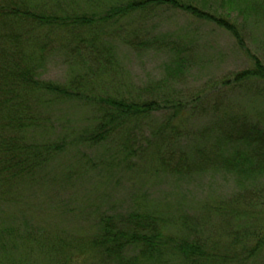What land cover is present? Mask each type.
I'll return each mask as SVG.
<instances>
[{"label": "rangeland", "instance_id": "obj_1", "mask_svg": "<svg viewBox=\"0 0 264 264\" xmlns=\"http://www.w3.org/2000/svg\"><path fill=\"white\" fill-rule=\"evenodd\" d=\"M61 1L68 15L93 19L91 25H79L76 31L84 43L97 37L104 50L94 58L101 52L94 53L88 44L76 58L66 39L55 43L43 78L64 83L79 73L87 77L86 84L91 80L90 89L103 98L137 103L171 100L189 110L199 99L204 98L203 103L221 100L220 94L211 96L217 93L213 88L251 67L250 54L264 63V0L232 5L227 0L205 1V8L214 13L231 9V17L237 15L246 50L230 32L181 9L154 5L110 17L111 9L129 0ZM255 90H260L259 95L252 93ZM253 91L246 93L237 86L225 98L264 123V85H256ZM96 105L64 99L48 108L47 115L52 116L40 134L52 143L64 140L67 146L37 173L33 184L16 188V200L4 204L0 222L9 227L17 222L19 231L32 235L31 240L47 251L57 238L77 242L86 237L103 215L128 224L130 213L147 214L174 240L196 241L216 254L213 264H233L229 246L240 245L261 219L227 216L220 210L249 207L257 211L264 202V180L243 183L236 172L205 162L222 131L204 134L211 117L193 114L187 123L175 124L173 132L167 123L172 116L174 124L177 116L168 107L140 116L141 121H128L125 132L90 142L97 126ZM163 123L164 130L159 131ZM83 135L89 138L80 139ZM201 161L196 168L194 163ZM179 168L186 172H178ZM29 248L28 264L48 262L32 255L31 244ZM250 264H264V254Z\"/></svg>", "mask_w": 264, "mask_h": 264}, {"label": "trees", "instance_id": "obj_2", "mask_svg": "<svg viewBox=\"0 0 264 264\" xmlns=\"http://www.w3.org/2000/svg\"><path fill=\"white\" fill-rule=\"evenodd\" d=\"M202 1L129 0L111 9L109 16L145 11L154 5L177 8L197 20L230 32L246 50L237 15L232 18L231 9L214 13L205 8L206 0L201 6ZM227 1L232 5L242 0ZM92 23L93 19L86 16L68 15L61 0H0V215L5 203L16 200V188L19 190L26 183L33 184L38 178L37 173L67 146L64 140L56 144L40 134L52 116L47 115L48 108L64 99L97 104L94 106L98 113L94 114L96 131L90 134V138L79 136L83 140L89 138L90 142L107 140L115 131L125 132L128 121H141L140 116H151L153 112L168 107L177 116L174 124L171 123L172 116L167 123L173 132L175 124L187 123L193 114L209 115L211 123L204 127V134L207 130L222 131L215 149L205 157V162H216L222 170L236 172L241 175L238 180L243 183L264 180V123L254 114L239 111L225 98V94L234 87H243L246 93H250L256 85H264V63L260 58L250 54L253 61L251 67L237 72L232 79L224 80L220 88H213L217 93L211 96L220 94L222 99L210 103H203L204 98L199 99L198 105L190 108L192 112L182 103H171V100L159 102L151 99L137 103L100 97L90 89L91 80L86 84L87 77L79 73H73L64 83L44 79L43 71L55 43L66 39L71 43L69 49L76 53V58L88 44L95 50L94 53L101 52L97 37L85 39L87 42L84 43L76 31L79 25L84 27ZM62 43L68 46V43ZM102 52L94 58H99ZM177 70L180 72L181 67ZM165 124L159 126V131ZM194 164L199 168L202 161ZM181 171L186 172L179 168L178 172ZM220 212L250 221L252 218L261 219L252 224L253 228L240 245L235 242L229 246L233 253L230 262L250 264L264 254V202L257 211L249 207H233ZM130 214L128 224L126 220L120 223L112 215L98 217L86 237L79 238L77 242L57 238L54 246L47 251L39 242L31 240L32 235L19 231L21 225L17 222L12 227L0 222V264H28L30 244L32 255L47 259L49 263L46 264H213V260L216 263L213 258L216 254L205 251L199 242L174 240L163 225L155 220L152 223L147 214ZM241 249L243 255L240 254Z\"/></svg>", "mask_w": 264, "mask_h": 264}]
</instances>
